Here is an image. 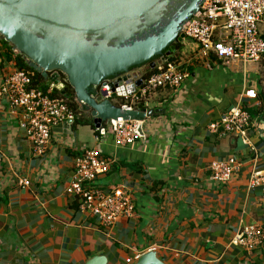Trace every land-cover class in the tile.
Returning a JSON list of instances; mask_svg holds the SVG:
<instances>
[{
	"label": "crops",
	"instance_id": "obj_1",
	"mask_svg": "<svg viewBox=\"0 0 264 264\" xmlns=\"http://www.w3.org/2000/svg\"><path fill=\"white\" fill-rule=\"evenodd\" d=\"M179 43L188 77L146 99L144 109L162 115L143 120L144 139L131 145L116 147L109 132L96 135L74 119L52 126L48 145L37 151L20 114L0 109V264H86L96 257L133 264L150 251L163 264H264V185L248 186L250 173L264 170V100L244 97L247 90L264 96L259 62L208 61L191 40ZM16 68L0 57V81ZM144 68L130 73L143 76ZM238 103L250 115L248 144L208 130ZM77 107L78 117L92 121ZM86 150L112 162L93 187L107 193L122 186L133 205L130 217L108 228L66 192L74 160ZM228 158L237 171L225 184L212 180L211 164ZM245 226L262 234L251 251L231 243Z\"/></svg>",
	"mask_w": 264,
	"mask_h": 264
},
{
	"label": "built area",
	"instance_id": "obj_2",
	"mask_svg": "<svg viewBox=\"0 0 264 264\" xmlns=\"http://www.w3.org/2000/svg\"><path fill=\"white\" fill-rule=\"evenodd\" d=\"M264 25V0H204L197 11L185 24L181 33L197 46L200 57L221 63L239 62L242 65L257 63L264 57V36L259 26ZM152 74L148 76L131 75L127 84L109 87L111 80L95 87L93 96L105 100H121L124 109H140L146 99L159 89L176 90L188 77L180 60L161 57L154 61ZM31 71L17 69L0 81V109L7 107L21 116L20 127L26 139L35 150L41 151L50 141L51 127L61 123L71 124L75 112L62 98H53L33 87ZM52 81L59 80L56 86L64 88V79L48 76ZM53 86V85H52ZM51 90V88H49ZM122 90V92H121ZM115 95L114 99L112 96ZM247 99H255L253 90L244 93ZM76 104L79 103L75 99ZM81 104V103H80ZM144 108V107H143ZM250 116L245 108L236 104L211 123L208 130L220 136H233L248 144L246 137L250 128ZM142 121L108 120L95 128L100 136L109 132L116 147L131 145L144 139L141 130ZM112 162L103 159L97 150L83 151L74 160L73 180L66 189L67 194L78 199V207L95 217L104 228L112 226L122 218L130 217L133 205L122 186H116L107 193L93 187L94 182L105 175ZM239 164L228 158L214 162L210 166L212 180L225 184L237 171ZM22 186L28 181L21 179ZM264 185V170L252 171L248 178L249 187ZM262 241L260 229L245 226L233 236L231 243L254 250Z\"/></svg>",
	"mask_w": 264,
	"mask_h": 264
},
{
	"label": "water",
	"instance_id": "obj_3",
	"mask_svg": "<svg viewBox=\"0 0 264 264\" xmlns=\"http://www.w3.org/2000/svg\"><path fill=\"white\" fill-rule=\"evenodd\" d=\"M204 0H0V38L45 80L53 93L58 79L73 89L76 100L90 111L95 128L108 120H138L162 113L124 109L93 96L95 87L112 81L120 87L131 70L154 59L184 39L181 31ZM162 57V58H163ZM53 85V86H52ZM122 92V90H121ZM115 95L112 96L114 99ZM86 264H104L96 257ZM133 264H163L153 251Z\"/></svg>",
	"mask_w": 264,
	"mask_h": 264
},
{
	"label": "trees",
	"instance_id": "obj_4",
	"mask_svg": "<svg viewBox=\"0 0 264 264\" xmlns=\"http://www.w3.org/2000/svg\"><path fill=\"white\" fill-rule=\"evenodd\" d=\"M171 47H173V51L170 54V57L172 60H178V52L180 51V43L175 41V43H173L171 45ZM13 47L7 43L6 41H4L3 39L0 38V57L7 60V61H13L16 64L17 69H25L28 71H31L34 75L33 79H32V85L35 88L40 89L43 93L49 95L50 97L53 98H62L66 101L67 105L69 106V108H71L74 112H75V124H85L88 125L93 132H95L96 135H98V131L95 130L94 125L92 124V121L90 119H86L84 120L82 117H78V111H77V104L75 102V93L73 91V89L68 85V83L64 84V87L67 88L68 90L64 93V94H60V93H53L47 86L45 83V79L36 71H34L33 69H31L30 67H28V65L22 60L21 55H14L13 53ZM170 48H166L163 52L162 55L163 56L165 53L169 52ZM160 58V56L155 57L154 59H152L153 61H156ZM149 63H144L142 65H139L135 68H140L143 66H148L147 72L143 75V77L148 76L150 74H152V72L154 71V69H151L149 67ZM62 78L65 79L64 75H62ZM257 100H264V96L263 94L260 96L256 95ZM116 106L118 107H122L125 105V103L121 100L117 101L115 103ZM139 107H142V103L139 104ZM247 111V109H245ZM247 113L249 114V111H247ZM250 116V115H249Z\"/></svg>",
	"mask_w": 264,
	"mask_h": 264
},
{
	"label": "rangeland",
	"instance_id": "obj_5",
	"mask_svg": "<svg viewBox=\"0 0 264 264\" xmlns=\"http://www.w3.org/2000/svg\"><path fill=\"white\" fill-rule=\"evenodd\" d=\"M259 30L261 32V34L264 36V25L259 26ZM163 57V56H162ZM170 57V56H169ZM171 58V57H170ZM157 61V60H156ZM155 61V62H156ZM150 65V64H149ZM258 65L260 66L261 70H262V78H261V82H262V87L264 88V57L260 60V62L258 63ZM145 67V68H144ZM144 69H148V66H143Z\"/></svg>",
	"mask_w": 264,
	"mask_h": 264
}]
</instances>
